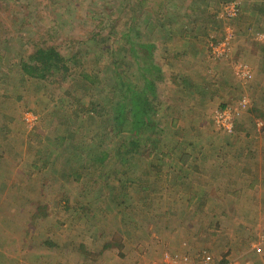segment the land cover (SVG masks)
<instances>
[{
  "label": "rangeland",
  "instance_id": "1",
  "mask_svg": "<svg viewBox=\"0 0 264 264\" xmlns=\"http://www.w3.org/2000/svg\"><path fill=\"white\" fill-rule=\"evenodd\" d=\"M254 1L0 0V264H264ZM46 47L57 68L27 74ZM141 55L159 70L154 122L126 155L93 105L141 87Z\"/></svg>",
  "mask_w": 264,
  "mask_h": 264
},
{
  "label": "trees",
  "instance_id": "2",
  "mask_svg": "<svg viewBox=\"0 0 264 264\" xmlns=\"http://www.w3.org/2000/svg\"><path fill=\"white\" fill-rule=\"evenodd\" d=\"M131 49L132 54L136 56L137 51H134L133 48ZM145 49H148V47L140 44L139 53L143 52V50ZM142 56L143 55H141L140 59L145 60V58H142ZM32 60L33 66L28 68L27 71L25 69L24 70L29 75H38V77L43 78V75L45 73H48L49 71L57 68L60 57L52 48L46 47L37 50ZM148 65L146 64L145 60V62L142 64V67H140L139 71L141 73L140 76L142 79V84L139 89L135 86L132 87L129 85H123L122 87H120L125 88L123 92L124 98L120 103H114L113 105L109 106V104H111V101L108 100V102H106L107 100H105L104 103L95 105H93V103L91 104L93 106L101 107L100 112L110 107V109H108L107 111V115H104L109 118H104L103 123L105 125L102 128L103 134L100 140L105 141L111 139L112 137L118 138L120 135H125L131 147L128 152H125L126 155L134 153L135 150L139 148V136L142 135L146 130H148V128H150L154 122L153 115L155 110H152L151 103L156 98V86L151 80H148V78H146V75H150L154 72V74L156 75L154 77L158 79L159 76H157V73H159V70H157L156 68H152L151 65ZM85 78L87 79L88 77ZM92 112V108H90L89 111L81 108L74 114V119L77 120L79 124L80 122L77 119L79 114H88ZM81 125L82 124H80V126ZM69 135V138L72 139V134L69 133ZM122 143L124 142L122 141ZM74 149H76L75 146ZM107 156L108 154L102 155V158L96 160L95 164L103 163V160H105Z\"/></svg>",
  "mask_w": 264,
  "mask_h": 264
},
{
  "label": "built area",
  "instance_id": "3",
  "mask_svg": "<svg viewBox=\"0 0 264 264\" xmlns=\"http://www.w3.org/2000/svg\"><path fill=\"white\" fill-rule=\"evenodd\" d=\"M264 39V36H262ZM261 39V38H260ZM145 264H194L192 259L187 256H171L168 254L162 255V257L156 261H150ZM195 264H235L233 261L218 262L212 256L206 253H202Z\"/></svg>",
  "mask_w": 264,
  "mask_h": 264
},
{
  "label": "crops",
  "instance_id": "4",
  "mask_svg": "<svg viewBox=\"0 0 264 264\" xmlns=\"http://www.w3.org/2000/svg\"><path fill=\"white\" fill-rule=\"evenodd\" d=\"M234 8H235V6H234ZM244 8L246 9H244L245 10V13H247V12H251V13H253V15L254 14H256V15H254V16H259L260 18L263 16L264 17V0H255L254 2H251L250 4H245L244 5ZM257 21H261V20H259V19H256ZM262 36H264V30L263 31H260V32H258V33H255L254 35H253V40H254V42H255V45H258V43L259 44H264V42H261L260 41V39L259 38H263ZM264 40V39H263ZM264 47V46H263ZM261 70V69H260ZM230 182V181H229ZM232 182H230V184H231ZM234 189V186H232V184L230 185V190L231 189ZM229 261H232V260H229ZM237 264H246V263H242V261L240 262H238Z\"/></svg>",
  "mask_w": 264,
  "mask_h": 264
}]
</instances>
